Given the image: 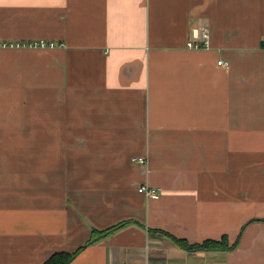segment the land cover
I'll return each instance as SVG.
<instances>
[{"label":"crops","instance_id":"0c3cea01","mask_svg":"<svg viewBox=\"0 0 264 264\" xmlns=\"http://www.w3.org/2000/svg\"><path fill=\"white\" fill-rule=\"evenodd\" d=\"M40 40L0 46V264H264V0H0Z\"/></svg>","mask_w":264,"mask_h":264},{"label":"built area","instance_id":"2783aa9c","mask_svg":"<svg viewBox=\"0 0 264 264\" xmlns=\"http://www.w3.org/2000/svg\"><path fill=\"white\" fill-rule=\"evenodd\" d=\"M193 38L189 40L186 44V47L189 49H210L211 47V41H210V29L208 26H199L195 27L193 29ZM264 45V43H263ZM0 46L6 47H21V46H29V47H34V48H53L56 46V43L54 42H48L45 40H40V41H35L29 44H24L21 42L17 43H0ZM220 65H227L226 62L223 60L219 61ZM146 160L144 158H140L138 162L140 164H143ZM139 191L146 194L149 198H159L160 192L156 188H151L147 185L141 186L139 188Z\"/></svg>","mask_w":264,"mask_h":264},{"label":"trees","instance_id":"16d2710c","mask_svg":"<svg viewBox=\"0 0 264 264\" xmlns=\"http://www.w3.org/2000/svg\"><path fill=\"white\" fill-rule=\"evenodd\" d=\"M119 228V226H114L108 231L104 232L100 237L97 239L99 240L102 236L114 231L115 229ZM177 243H179L182 247L186 249H200V250H227L230 248L228 246V243L226 242V239L221 241H213V240H206L201 244H195L191 245L185 241L174 239ZM82 249V248H81ZM77 250L76 252L69 254V253H55L52 255L46 262V264H69L74 256L81 250Z\"/></svg>","mask_w":264,"mask_h":264}]
</instances>
